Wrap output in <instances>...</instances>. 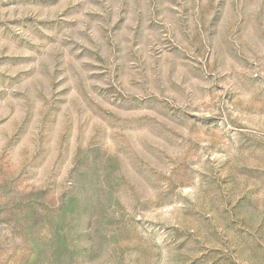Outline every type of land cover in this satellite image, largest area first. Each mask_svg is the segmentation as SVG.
<instances>
[{
    "label": "rangeland",
    "instance_id": "1",
    "mask_svg": "<svg viewBox=\"0 0 264 264\" xmlns=\"http://www.w3.org/2000/svg\"><path fill=\"white\" fill-rule=\"evenodd\" d=\"M0 264H264V0H0Z\"/></svg>",
    "mask_w": 264,
    "mask_h": 264
}]
</instances>
